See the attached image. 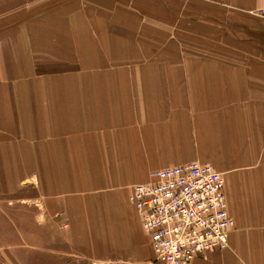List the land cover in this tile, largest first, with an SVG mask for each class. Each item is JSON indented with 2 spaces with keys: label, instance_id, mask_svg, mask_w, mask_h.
<instances>
[{
  "label": "crops",
  "instance_id": "1",
  "mask_svg": "<svg viewBox=\"0 0 264 264\" xmlns=\"http://www.w3.org/2000/svg\"><path fill=\"white\" fill-rule=\"evenodd\" d=\"M258 8L0 0V264H160L128 194L193 162L222 174L233 227L188 264H264Z\"/></svg>",
  "mask_w": 264,
  "mask_h": 264
},
{
  "label": "built area",
  "instance_id": "2",
  "mask_svg": "<svg viewBox=\"0 0 264 264\" xmlns=\"http://www.w3.org/2000/svg\"><path fill=\"white\" fill-rule=\"evenodd\" d=\"M252 15L264 22V8ZM128 201L160 264H188L227 246L233 220L224 178L210 165L193 162L156 170L151 182L131 186Z\"/></svg>",
  "mask_w": 264,
  "mask_h": 264
},
{
  "label": "rangeland",
  "instance_id": "3",
  "mask_svg": "<svg viewBox=\"0 0 264 264\" xmlns=\"http://www.w3.org/2000/svg\"><path fill=\"white\" fill-rule=\"evenodd\" d=\"M26 249L22 250L20 249L19 251L22 252V251H25ZM76 258H73L72 256L68 259L67 263L68 264H75V260ZM56 264H59V261H56ZM82 264H110V263H106V262H97V263H87L85 262V260H83Z\"/></svg>",
  "mask_w": 264,
  "mask_h": 264
}]
</instances>
